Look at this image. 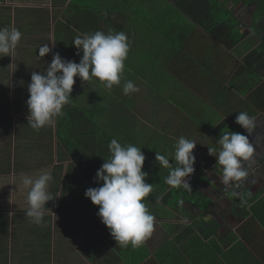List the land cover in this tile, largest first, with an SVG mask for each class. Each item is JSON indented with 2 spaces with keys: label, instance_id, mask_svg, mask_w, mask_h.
Wrapping results in <instances>:
<instances>
[{
  "label": "crops",
  "instance_id": "obj_1",
  "mask_svg": "<svg viewBox=\"0 0 264 264\" xmlns=\"http://www.w3.org/2000/svg\"><path fill=\"white\" fill-rule=\"evenodd\" d=\"M247 4L235 5L239 22L214 38L171 0H0V28L15 27L23 34L13 58L0 54V196H5L0 210L5 219L26 212L28 190L21 176L50 170L48 191L55 199L45 206L39 226L51 235L60 229L63 237L58 248L44 242L41 250L36 243L31 250L37 255L21 262L12 247L25 246L24 230L14 243L11 220H6L0 264H264V35L260 39ZM169 7L180 13L178 18L154 24ZM183 15L193 23L187 30H181L187 27ZM245 18L251 21L246 24ZM96 31L124 32L130 45L121 83L108 90L93 78L90 100L93 116L113 118V134L146 157L142 171L153 191L143 202L155 226L137 248L117 244L97 215L99 206L82 194L102 184L94 181L101 164H77L57 135V117L40 141L30 137L35 130L20 132L22 143L17 137L19 119L28 116L17 104L24 106L28 99L31 73L44 71L56 52L78 63L82 53L76 55L74 38ZM45 44L51 51L42 58L38 48ZM128 80L138 92L124 95ZM239 112L256 118L250 132L235 122ZM228 131L247 135L253 155L243 162L248 176L224 192L222 167L208 148L218 155L217 141ZM181 136L197 142L195 171L186 178L191 189L168 185L171 169L155 161L159 152L175 168L174 145ZM37 153L48 158L31 162ZM17 197L20 201L8 200Z\"/></svg>",
  "mask_w": 264,
  "mask_h": 264
},
{
  "label": "clouds",
  "instance_id": "obj_2",
  "mask_svg": "<svg viewBox=\"0 0 264 264\" xmlns=\"http://www.w3.org/2000/svg\"><path fill=\"white\" fill-rule=\"evenodd\" d=\"M22 35L15 27L0 28V54L13 58ZM72 44L77 49L76 55L82 53L78 63L56 52L44 71L31 73L26 104L29 109L27 121L33 129L39 130L51 125L55 117L63 115L62 110L70 103L72 97L73 85L76 82L74 77L78 76L82 82L98 78L108 90L121 83L124 61L130 48L124 32L83 33L77 35ZM38 49V55L42 58L51 51L49 44ZM20 83L23 84V81ZM138 91L139 88L131 80L123 85L124 95ZM255 119L246 112H239L235 122L250 132L255 127ZM217 142L221 146L218 155H214L216 148H208V151L217 158V164L222 167L219 179L228 186L236 182L240 185V181L248 176L243 162L253 155V146L248 136L228 131ZM196 144L197 142L183 136L178 139L174 145L175 154L172 159L177 165L175 168L168 157L156 152L155 161L158 165L171 169L166 178L168 185L191 189L186 178L195 171L196 157L193 150ZM108 148L111 155L104 159L94 177L97 184H102L87 188L84 195L90 198L94 205L99 206L97 215L109 228L117 244L121 247L131 244L133 248H137L151 236L155 226V216L143 202L153 191V184L146 182L148 173L142 171L146 157L141 148L131 144L122 146L116 139L110 141ZM51 180L50 170H41L36 176L25 174L20 178L21 184L28 190L26 215L35 224L42 223L46 213L45 206L55 199L48 191ZM226 187L223 188L224 192L231 188L225 190Z\"/></svg>",
  "mask_w": 264,
  "mask_h": 264
},
{
  "label": "trees",
  "instance_id": "obj_3",
  "mask_svg": "<svg viewBox=\"0 0 264 264\" xmlns=\"http://www.w3.org/2000/svg\"><path fill=\"white\" fill-rule=\"evenodd\" d=\"M183 13H185L194 23L202 25L209 34L216 38L222 30L232 25L229 21L218 20L212 11L213 1L211 0H171ZM227 3L229 0H218ZM236 1V0H235ZM247 2V0H245ZM239 2V1H238ZM254 2V1H253ZM247 3H251L248 1ZM237 3H235L236 5ZM229 10V9H228ZM232 12L231 10H229ZM263 22L257 24V27L264 31ZM63 115L58 116L57 135L64 143L68 152L75 158L81 168L96 163L104 162V159L110 157L108 145L112 139H118L113 128L117 127L113 118H98L93 116V111L89 113L70 98V103L64 106ZM113 121V122H112ZM102 122V123H101ZM112 125V126H110ZM109 129V134L103 131ZM112 134H111V132ZM121 145L126 146L121 139L117 140ZM95 157V159H93ZM1 163V162H0ZM0 164V175L2 173ZM5 214L0 210V236L4 228Z\"/></svg>",
  "mask_w": 264,
  "mask_h": 264
},
{
  "label": "rangeland",
  "instance_id": "obj_4",
  "mask_svg": "<svg viewBox=\"0 0 264 264\" xmlns=\"http://www.w3.org/2000/svg\"><path fill=\"white\" fill-rule=\"evenodd\" d=\"M211 1H213V3H212L213 4L212 11L214 13V16L218 20H224L225 22L229 21L230 23H233V24L239 22V20L237 18H235V12H236L235 5L231 6V4H232L231 2L233 0L229 1L230 3L228 2V4L227 3H222V2H220L218 0H211ZM238 1L240 3V0H236L235 3H238ZM248 1L251 2V5L247 4L246 7L249 10L250 9L253 10L252 14H254V17H255V22H256L255 24L263 22L262 18L264 16V0H247V2ZM252 3H254V4H252ZM228 9L231 10L232 12H230ZM251 10L248 11V12H251ZM176 12L178 13V11L174 9V7H169L168 12L165 13L164 16L163 15L158 16L159 21L156 20L154 22V24H161V23L165 24L167 21H170V20H173L175 18H178L177 15H179L180 13L176 14ZM183 19H185L184 22L187 24V27H185L184 24H183V27L181 28V30H187L188 28L193 26L192 21H188L189 19H186V17H184V15H183ZM250 21L251 20H249V18H248V20L246 18L243 19V22L246 23V24L248 22H250ZM262 29H261V31H259V29L256 30L257 33H259L260 39H263V35H264L263 33H261ZM255 38H257V36H255ZM249 41L250 40H247L246 42L243 43V45H248ZM0 64H3L2 61H0ZM24 64L26 66V62H24ZM25 66H24V68H25ZM28 68H29V66H28ZM28 68L26 66V70H28ZM124 72H126L125 69H124ZM75 81L76 82L73 85V91L71 93V95H72L71 100L73 102H75L76 104L78 103L79 105H81L84 110H86L89 113L93 114L92 113L93 101L90 100V99H92L91 94L93 93V90H95L94 89V84H93V79H91L88 82H82L80 80V78H79V79H75ZM77 81H79L80 84H77ZM27 97H29V95ZM80 99H81L83 104L80 103ZM0 103H3V101L0 102ZM85 103H87V104L85 105ZM5 104H11V102L6 101ZM24 104L25 105L23 106L21 103H18L17 104L18 109L19 110L21 109L22 113L29 114V109L27 107V104L26 103H24ZM48 127L49 126L46 125L45 127H42L39 130H36V129H33L28 124L27 118H20L19 122H18V126H17L18 142L22 143L21 133L20 132H24V131L32 132L33 130H35V131L31 133L30 137H32V139H34L35 142H38L41 139H43V135H45L44 131ZM103 132L108 135L109 134V129L104 130ZM156 140L157 139H155L154 142ZM23 147L26 148V146H23ZM18 152H20V151H18ZM47 158L48 157L41 156L39 153H37L36 157H35V160L34 159L31 160V162L35 163L37 161H43V160H45ZM84 193H85V190L82 191L83 195H84ZM0 199H1L0 200L1 202H4V200H5L4 194H2L0 196ZM8 200H15V201L18 200V201H20V199L18 197L17 198H12V199L9 198ZM4 220H5L4 224H5L6 220H11V222H10L11 223V230L13 229L12 232L14 233V237L12 238V241L14 243L17 242V240L19 239V229L21 228L22 230H24L23 234L25 236V240H24L25 246L23 247L21 245V247H17L16 245H13V247H12L13 254L15 256H17L18 259H20V257L18 255L21 256V259H20L21 262L28 261L29 257L32 256L34 253H35V255H37L36 251L34 253L32 251L35 248L36 245L38 246V248H40L42 250L41 246H42V244L44 242H46V243L50 242L52 248H55V247L58 248L59 245L62 242L61 241L62 234H61V230L60 229L57 230L56 235L55 234L51 235L49 231H47V232L43 231L42 232L41 227L39 226V224L33 223L31 221V219L26 215V212H20V213L17 212V213H14V214H8L6 219L4 218ZM24 224H27V227ZM32 225L36 226L33 231H31ZM165 226H166V224H165ZM68 245H70L72 247V241H70ZM46 259H48V257H46ZM53 261H54V255H53Z\"/></svg>",
  "mask_w": 264,
  "mask_h": 264
},
{
  "label": "built area",
  "instance_id": "obj_5",
  "mask_svg": "<svg viewBox=\"0 0 264 264\" xmlns=\"http://www.w3.org/2000/svg\"><path fill=\"white\" fill-rule=\"evenodd\" d=\"M237 184L239 185L238 182H236V183H232V184H229V186H227V187L225 188V190H227L229 187H238Z\"/></svg>",
  "mask_w": 264,
  "mask_h": 264
}]
</instances>
